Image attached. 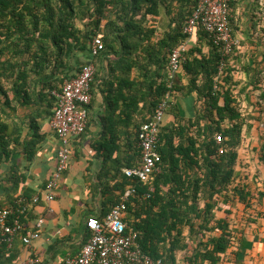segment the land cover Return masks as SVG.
Wrapping results in <instances>:
<instances>
[{
	"label": "trees",
	"instance_id": "trees-1",
	"mask_svg": "<svg viewBox=\"0 0 264 264\" xmlns=\"http://www.w3.org/2000/svg\"><path fill=\"white\" fill-rule=\"evenodd\" d=\"M196 4L197 0H0V181L14 179L20 153L29 160L33 157L41 139L38 122L50 123L55 110L51 92L93 63L96 70L86 107L87 123L99 118L103 125L100 153L117 164L112 177L117 183L109 191L119 194L113 197L110 210L133 185L137 192L127 202V214L139 219L129 226L137 233L144 254L163 264H176L174 252L188 249L189 264L214 263L230 236L220 225L223 234L219 238L196 239L199 242L193 246L195 234L219 224L208 218L207 210L201 214L196 203L199 193L230 182L238 128L221 125L238 112L231 105L229 91L223 90L232 73L229 59L218 75L221 56L200 26L181 63L186 84L176 78L172 88L168 87V57L184 41L182 29ZM161 8L169 24L159 32ZM96 36L104 50L93 56L90 42ZM168 92L172 94L168 108L172 119L158 133L160 173L150 183L128 179L122 170L135 167L140 158L137 132ZM98 94L108 105L105 115L94 112L100 108ZM188 96L194 98L196 115L183 121L178 115L180 102ZM206 119L210 124L201 128L200 121ZM217 136L221 137L219 145ZM35 196L24 195L22 201L32 203ZM22 206L16 201L13 210L18 212ZM194 219L201 224L195 227ZM186 228L188 239L183 235ZM0 245L4 255L1 237Z\"/></svg>",
	"mask_w": 264,
	"mask_h": 264
},
{
	"label": "crops",
	"instance_id": "crops-1",
	"mask_svg": "<svg viewBox=\"0 0 264 264\" xmlns=\"http://www.w3.org/2000/svg\"><path fill=\"white\" fill-rule=\"evenodd\" d=\"M232 8V36L240 42V47L228 61L232 73L223 90L229 91L231 105L238 113L232 120L226 119L221 126L223 129L238 128L236 158L226 187H214L210 192L198 195L197 210L201 214L207 210L208 218L219 224L208 225V230H201L191 241L194 246L196 239L200 242L217 239L223 234L219 228L223 225L230 236L225 251L216 255L214 263L206 261L203 264H264V0H232ZM168 24L169 17L161 8L157 25L159 32ZM191 39L192 36H185L179 45L187 50ZM203 52H207L206 47ZM176 78L180 84L187 82L182 68ZM223 80L226 82L225 78ZM96 101L100 108H95L94 112L105 115L107 103L100 94ZM193 106L192 96L182 98L178 115L183 121L195 117ZM166 114L162 127L172 119L169 110ZM38 123L41 139L33 157L29 160L20 153L15 160L17 171L14 179L9 177L8 181H0V210L13 208L16 201L24 200V195L39 196L37 204H30L27 212L21 215L23 229L12 247H5L4 255L0 245V264H19L29 257L34 258V264H63L65 258L76 256L87 242L90 236L87 217L98 218L108 213L113 197L119 194L118 190L115 195L109 191L117 183L112 179L117 164L100 153L103 125L96 118L87 123L80 137L72 140L68 169L56 190V197L46 201V184L55 168L61 142L48 121L39 120ZM208 124L209 119L200 121L201 128ZM225 141H229L228 137ZM197 176L203 178L200 171H197ZM39 218L44 220L39 237L33 239L29 246L24 245L21 237L34 229ZM126 221L133 225L139 219L127 214ZM200 224V220L194 219L195 227ZM187 234L186 228L183 235L186 237ZM166 249H169L168 244ZM189 250L192 251L191 248ZM189 253L188 249L176 250V264H189L185 258Z\"/></svg>",
	"mask_w": 264,
	"mask_h": 264
},
{
	"label": "built area",
	"instance_id": "built-area-1",
	"mask_svg": "<svg viewBox=\"0 0 264 264\" xmlns=\"http://www.w3.org/2000/svg\"><path fill=\"white\" fill-rule=\"evenodd\" d=\"M232 0H197L190 17L184 24V36H192L200 26L207 35L208 41L217 48L221 56L218 75L226 60L231 59L240 47V42L232 36L231 18L233 16ZM104 50L100 37H94L90 42L93 56ZM186 49L179 45L170 52L168 57V87L172 85L181 70ZM95 66L86 64L81 72L72 80L64 81L59 91H53L55 110L50 121V127L61 142L57 162L46 184L45 200L50 202L56 197V190L60 186L63 174L67 171L72 156L71 142L80 137L87 126L86 107L91 102L90 84ZM217 78H215V83ZM172 94L167 93L155 108L151 118L142 124L137 132V147L140 158L134 168L123 169L128 179L136 178L142 183H150L154 175L160 173L161 156L157 151L158 133L163 124V118L172 103ZM216 144L221 143V137L215 138ZM220 153H223L221 148ZM152 193L154 188L149 187ZM136 189L130 185L124 191L120 202L115 205L100 220L96 216L86 219V226L90 236L80 252L74 257L65 258L63 264H163L161 259H153L144 254L138 243L137 233L129 227L126 221L127 202L136 194ZM39 196H35L32 203L21 201L23 206L18 212L13 208L0 210V237L7 249H10L23 229L21 215L25 214L30 204H37ZM43 219L36 220L34 229L24 233L22 243L29 246L33 239L39 237ZM33 257L19 264H34Z\"/></svg>",
	"mask_w": 264,
	"mask_h": 264
}]
</instances>
